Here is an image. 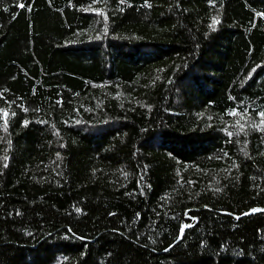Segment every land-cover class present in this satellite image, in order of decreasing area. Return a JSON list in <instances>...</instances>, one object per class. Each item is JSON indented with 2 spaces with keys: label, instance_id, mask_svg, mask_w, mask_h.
<instances>
[{
  "label": "trees",
  "instance_id": "obj_1",
  "mask_svg": "<svg viewBox=\"0 0 264 264\" xmlns=\"http://www.w3.org/2000/svg\"><path fill=\"white\" fill-rule=\"evenodd\" d=\"M261 111L264 0H0V264H264Z\"/></svg>",
  "mask_w": 264,
  "mask_h": 264
},
{
  "label": "snow or ice",
  "instance_id": "obj_2",
  "mask_svg": "<svg viewBox=\"0 0 264 264\" xmlns=\"http://www.w3.org/2000/svg\"><path fill=\"white\" fill-rule=\"evenodd\" d=\"M19 7H20V8H23L24 5H23V4H20ZM214 22H218V21H214ZM253 71H255V69H253ZM25 110H26V109H25ZM12 114L15 115V113H12ZM231 114H232V115H241V114H239V113H236L235 111H234L233 113H231ZM7 115H8V112H7V111H3V116H4L5 118L7 117ZM244 115H246V113H244V114L242 115V118H243ZM258 115H259V117H260V122H259V124L253 122L251 126L254 127V128H257V129H259V130L264 131V111L259 112ZM24 123H25V125H26L28 122L25 121ZM237 125L239 126V130H240V131H243V130H244V127H245L244 124H241L239 121H237ZM3 127L5 128V130L7 129V120H6V119H5V121H4V125H3ZM229 135H232V133H229ZM5 159H6V158H5ZM5 166H6V165H5ZM256 211H264V209H253V210H251V212H256ZM251 212H250V213H245V215H249V214H251ZM236 218L239 219V217H236ZM190 226H191V225H184L183 228H181V233H183L184 228H187V227H190Z\"/></svg>",
  "mask_w": 264,
  "mask_h": 264
}]
</instances>
